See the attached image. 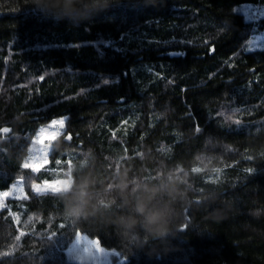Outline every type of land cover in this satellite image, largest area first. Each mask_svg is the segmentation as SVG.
I'll return each mask as SVG.
<instances>
[{
	"label": "trees",
	"instance_id": "16d2710c",
	"mask_svg": "<svg viewBox=\"0 0 264 264\" xmlns=\"http://www.w3.org/2000/svg\"><path fill=\"white\" fill-rule=\"evenodd\" d=\"M248 4L264 0H108L67 15L0 0V190L24 188L0 209V264H88L67 253L79 233L123 264H264V50L246 51L264 16L246 19ZM61 116L46 167H22ZM121 173L132 190L175 180L166 237L112 227L133 214L112 186ZM86 175L94 207L72 219L58 193Z\"/></svg>",
	"mask_w": 264,
	"mask_h": 264
},
{
	"label": "clouds",
	"instance_id": "9594fccd",
	"mask_svg": "<svg viewBox=\"0 0 264 264\" xmlns=\"http://www.w3.org/2000/svg\"><path fill=\"white\" fill-rule=\"evenodd\" d=\"M54 9H60L64 14H71L77 10V6L94 8L106 6L108 0H48ZM36 5L45 3V0H33ZM121 194L120 207L130 209L133 214L117 215L112 221V227L122 235L132 236L140 240L136 231L139 228L145 235L142 238L147 241L162 239L168 235L169 221L172 217V204L180 195V190L174 179L167 175H161L155 184H144L135 190L129 184L126 174H117L113 183ZM93 179L91 176H83L78 181H73L58 195L63 198L65 211L72 219L87 216L89 210L94 207L92 201ZM127 194V195H125ZM113 206L111 201L102 207L105 210Z\"/></svg>",
	"mask_w": 264,
	"mask_h": 264
},
{
	"label": "rangeland",
	"instance_id": "374dc122",
	"mask_svg": "<svg viewBox=\"0 0 264 264\" xmlns=\"http://www.w3.org/2000/svg\"><path fill=\"white\" fill-rule=\"evenodd\" d=\"M243 14L248 20H255L257 18L264 16V7H256L253 5H245ZM264 50V30L256 33L250 43L248 44L246 51L253 50ZM64 121L61 125L59 121ZM65 116L57 117L50 121L49 123L43 125L36 133L32 146L30 148V154L25 163L29 164L31 168L32 163H39L41 167L39 170L46 167L49 162V153L51 150L53 140L62 132L65 127ZM56 123H53V122ZM41 141H43L41 143ZM38 153L40 159L38 161H31L30 156ZM61 187L52 191L62 190L65 185L63 180L59 179ZM57 180L45 181L43 183H37L41 189H46V185L55 183ZM66 183H68L66 181ZM44 192H48L45 190ZM43 192V193H44ZM7 193V195H5ZM24 195V188L22 185V180H17L16 183L9 189L0 190V209L6 207L7 200L10 198H19ZM67 253L71 259L78 263H88V264H123L124 260L118 258V253L112 249L102 248L97 240L89 238L83 233H79L76 239L72 242L67 250Z\"/></svg>",
	"mask_w": 264,
	"mask_h": 264
},
{
	"label": "snow or ice",
	"instance_id": "6c2138e0",
	"mask_svg": "<svg viewBox=\"0 0 264 264\" xmlns=\"http://www.w3.org/2000/svg\"><path fill=\"white\" fill-rule=\"evenodd\" d=\"M53 123H56V122L54 121ZM58 123H60V124L62 125V124L64 123V121L61 120V121H59ZM236 123H239V120H237ZM4 131L7 132L8 129L5 128ZM42 142H43V141H41V143H42ZM29 159H30L31 161H38V160L40 159V155H39L38 153H36V154L30 156ZM22 167H29V164H28V163H25ZM40 167H41V165H40L39 163H32V164H31V170H32L33 173L37 172V171L39 170ZM29 179H31V177L26 178V180H29ZM32 187H33V190H34V191H37L38 193L43 194V192H44L45 190H47V191H52V190H55V189L60 188V187H61V183H60V180H57V181H56L55 183H53V184L46 185V189H41V188L39 187V185H37V184H33ZM5 195H7V193H5ZM17 239H19V237H17ZM4 255H7V253H4Z\"/></svg>",
	"mask_w": 264,
	"mask_h": 264
}]
</instances>
